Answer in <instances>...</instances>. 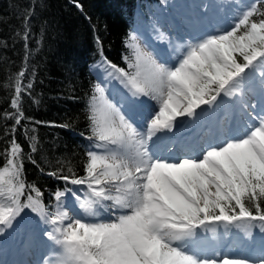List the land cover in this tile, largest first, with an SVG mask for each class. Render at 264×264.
Here are the masks:
<instances>
[{"label": "rangeland", "instance_id": "rangeland-1", "mask_svg": "<svg viewBox=\"0 0 264 264\" xmlns=\"http://www.w3.org/2000/svg\"><path fill=\"white\" fill-rule=\"evenodd\" d=\"M41 1L22 0L23 5L17 4L22 10L20 9L16 13L17 15L10 19L5 17L6 7L9 4L8 0H0V14L4 13V15H0L3 18L2 21L6 20V23H12L15 26L11 32L4 34L5 31H3L1 33L0 42L4 47L6 46L10 49V52L19 54L18 60L12 66L13 68L9 69L6 76H3L0 80V92L8 98L16 97L17 89L14 84L21 74L29 68L45 64L48 66V80L50 82L67 88L72 94L84 97L89 101L92 100L98 111H102L103 115H100L102 119L100 130L105 138L110 132V124L106 118L108 99L103 83L95 78L93 70V65L95 64L103 63L111 72L118 70L124 77L129 75L130 78H133L139 86H149L143 88L159 89V102L162 105L170 103L172 108L179 109L178 112H182L181 109L184 108H186V111L192 109L187 112L186 116L193 115L198 110H201L202 107L211 108L212 102L214 103L212 108L214 113L219 114L221 112L224 115L226 112L224 100L229 95V89L234 91L233 84L235 82H238L247 73H252L254 70L256 72L259 71L258 67L264 65V59H262L264 54L258 53L255 56H251L249 63L244 64L240 73L227 82L223 86L224 89L216 96L217 98L223 96L221 101L213 99L209 102L202 100V102L199 98L200 93L204 90V82H200L196 89H193L192 85L198 78L200 65H203L208 58L212 62L213 58L207 48L199 49L196 43L191 42L192 47L188 46V49L181 50L178 55V63H176L175 67H170L167 61L162 60L160 55L155 53L157 50L154 52L152 49L154 47L147 44L144 40L145 37L155 42V46L164 45L169 34L158 24L159 16L157 18L153 16L147 22L138 14L135 16L136 22L134 23L118 13L100 8L93 0H67V3H70L76 11L77 16L74 15V17L78 18L77 28L74 26V22L71 21V17L64 16L62 20H64L65 25L63 27L59 25L54 26V28L44 26L48 33L44 39L41 21L43 16L44 20H46V16H41L42 12L38 8ZM75 1L81 4L80 7L75 5ZM171 3L172 0H168L162 6H166L165 10L167 11V9L172 8ZM253 9H248L245 12L246 14L239 18L235 27L245 22ZM68 23L73 24L68 26ZM251 26L250 41L237 47V49L231 44L235 40L232 36L224 37V48L227 56L223 61L215 62L214 65L213 63L208 64V67L210 65L209 69L213 68V77L208 76L205 79L208 80L210 78L209 82L213 81L218 75V70L228 67L232 62L233 53L244 54L254 51L255 41L260 30L264 28V23H253ZM53 29L59 31V33L55 30L53 31ZM52 32L54 34H51ZM55 34L64 36V44L60 50L51 47L53 51L56 50L57 60L48 61L43 59L41 54L45 50H49V46L46 49V41L50 42V37H58ZM76 35L79 37V40H77L78 45L74 41L77 37ZM10 37L11 40H9ZM86 37L88 42L85 41ZM96 42H99L102 48L103 60L99 62L94 61ZM68 44H70L69 47L67 46ZM187 44H184V46ZM129 57H132V62L139 61V63H142L143 67L140 73L132 74L127 59ZM175 57H177V52ZM44 60H46L45 63ZM252 62L253 64H251ZM203 70L202 75L208 74L205 67ZM73 78L77 79V81L69 82ZM186 93L188 95H185ZM197 101L200 103H197ZM101 145L102 141H100L98 149ZM206 149L209 150L208 152L205 151L206 153H213L217 156L212 169L209 171L210 180L215 186L211 188V195L206 193L207 201L209 196L215 198L219 188L223 186L226 180H231L234 172L242 174L248 168L264 172V117L248 134H243L238 138H228L222 141L218 147H204V150ZM99 159L100 157L95 161L92 175V180H95V182L87 183L86 186H75L76 188L71 193L67 192L66 194H70L66 197L67 208L64 205L65 203H62L61 205H55L54 211L49 208L42 209L37 206L36 199L29 196L28 202L34 203L35 206L26 205L23 207L18 205L20 212L25 210L23 215L26 219L15 221V218L11 217L13 210L7 212L0 207V233L7 237L9 236L8 239L10 238L9 244L5 245L0 251L1 263L20 264V247L19 251H17V245L19 246L18 243L23 237L22 233L29 231L30 227L51 231L54 235L62 237L64 245L69 252L68 264H264V258L262 260H252L246 257H231L228 255H221L219 258L199 257L191 249H181L176 245H166L161 253L157 250H152L151 248L156 242V226L153 217H150L145 208L141 211L137 209L128 211L121 219L100 217L102 214L99 208V199L103 195V191H99L100 187H97V191H95L96 185L99 186L101 183V179L98 178V175H95V170L100 165ZM182 159L179 161L181 162ZM6 173V169L0 172V191L3 184L2 178ZM7 187H10V185H7ZM13 188L11 191L15 192ZM238 189L235 186L236 192H238ZM79 192L81 193L79 198L73 196V194ZM148 194L149 192L146 193V195ZM19 196V192L14 195L15 199ZM70 201L77 202L78 207H75L77 209L79 208L82 211L90 209V217L82 219L74 216L72 220L66 222L65 218L70 217L71 214ZM206 201L201 206L194 202L185 201L184 204H179L176 209H164L161 212V217L175 229L183 232L195 227H201L207 222H212V220H207L208 206ZM200 213L205 218L201 219L200 222H196L195 219L201 217ZM94 214L96 217H94ZM52 215L58 217H53ZM97 217L99 218L98 220H96ZM236 221L239 222L237 226L241 229V233H243L242 229L248 230L250 228L253 233L261 231L259 239L260 241L264 239V223L262 219L244 216ZM236 233L238 234L237 230ZM238 235H244L250 241L258 243L256 241L257 238L254 236L249 237L245 233ZM16 238L19 240L17 244ZM213 252L221 253L222 249H214Z\"/></svg>", "mask_w": 264, "mask_h": 264}, {"label": "bare ground", "instance_id": "bare-ground-1", "mask_svg": "<svg viewBox=\"0 0 264 264\" xmlns=\"http://www.w3.org/2000/svg\"><path fill=\"white\" fill-rule=\"evenodd\" d=\"M172 1V8L159 14L158 24L169 35L162 46L151 43L157 54L170 58L184 44L194 40L199 43V48L209 50L214 65L227 56L224 37H229L239 18L254 7L257 0ZM251 34L241 35L231 42L232 46L237 49L245 45L250 41ZM93 70L106 90L110 123V132L101 140L102 145L97 150L100 165L95 170V175L101 179L98 187H102L103 191L99 199L101 214L120 219L128 211L145 208L156 226V242L151 249L159 253L166 245H176L194 252L202 248L212 253L214 249H232L231 254L239 251L250 255L261 252L259 255L264 256V242L256 237V244L236 233L234 227L238 218L212 219L201 227L183 232L161 217L164 209H176L185 201L201 206L206 201V193L211 194L215 185L210 180L209 171L217 156L206 153L204 147L211 148L215 141L228 139L242 129L244 121H251V115L258 111L262 110L264 115V65L258 67L259 71L247 73L233 84L234 91L229 89V95L224 100V115L214 113L212 102L211 108L202 107L191 116L181 114L170 103L162 105L159 89L134 90L118 70L111 72L102 63L93 65ZM212 71L213 68H208L207 75L211 76ZM115 103L120 104L122 111L113 109ZM124 113L133 117L143 114V117L140 121L132 120L131 126ZM211 131L215 132L213 137ZM208 143L213 144L207 146ZM181 157L182 163L179 161ZM73 203L70 201L69 207ZM70 212L72 218L66 217V222L78 213L84 217L91 215L89 211L75 207L70 208ZM8 244V237L0 233V251ZM231 245L236 246V250ZM19 247L23 264L69 262V252L62 237L51 231L29 228L20 239Z\"/></svg>", "mask_w": 264, "mask_h": 264}, {"label": "trees", "instance_id": "trees-1", "mask_svg": "<svg viewBox=\"0 0 264 264\" xmlns=\"http://www.w3.org/2000/svg\"><path fill=\"white\" fill-rule=\"evenodd\" d=\"M93 1L106 11L127 16L135 22L134 14L138 9L148 13L146 3L158 0ZM8 2L5 17L13 19L16 13L22 10L18 5H23V2L22 0H8ZM67 2V0H42L38 5L42 12L41 16H46V20L43 16L41 21L44 39L46 34L48 35L44 26L63 27L64 16L71 17L77 28L78 18L74 17L76 11ZM75 5L80 7L81 4L75 1ZM2 19L0 16V41L3 31L4 34L11 32L15 27ZM260 20H264V0L257 1L247 22L235 31L234 37L237 38L238 35L248 32L252 22ZM68 24L70 26L73 23ZM57 36L50 37V42L46 41V49L49 46V50L42 52L43 59L57 60L56 50L53 51V48L60 50L64 44V36ZM77 40H79L78 36L74 39L76 45H78ZM85 41L88 42L87 37ZM79 42L83 45L81 41ZM254 45L253 52L233 53V61L228 67L220 68L211 83L205 81L202 75L204 65H200L198 78L192 85L193 89L200 81H205L206 89L203 97L211 99L218 94L224 84L242 69L251 56L264 50V29L258 33ZM9 50L0 42V80L6 76L9 69L13 68L19 58V54ZM101 58V44L96 42L94 60L98 61ZM127 59L132 74L140 73L142 63L132 62L131 57ZM210 60L208 58L204 64L209 63ZM48 79V66L42 64L29 68L16 80L14 84L17 89L16 97L8 98L0 92V172L7 170L2 178L4 183L0 191V207L4 209L3 211L9 212L18 205L34 207V203L28 202L29 196L35 198L37 206L42 209L49 207L53 210L55 205L62 203L60 195L62 191L69 189L74 181H88L92 177L95 157L91 146L95 141L88 135L101 133L102 113L98 111L92 100L72 94L67 88ZM75 81L77 79L69 80V82ZM235 185L239 187V192L237 195H231L230 192L234 193ZM12 188L15 192L11 191ZM16 192H19L20 196L15 199ZM207 206L212 218L222 215L236 216L242 213L264 217V172L253 168H248L242 174L234 172L231 180H226L219 188L217 198H207Z\"/></svg>", "mask_w": 264, "mask_h": 264}]
</instances>
